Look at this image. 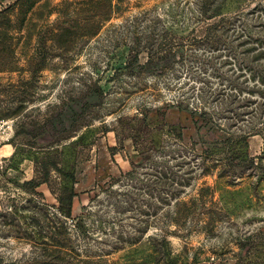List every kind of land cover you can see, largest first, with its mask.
Here are the masks:
<instances>
[{
    "label": "rangeland",
    "instance_id": "374dc122",
    "mask_svg": "<svg viewBox=\"0 0 264 264\" xmlns=\"http://www.w3.org/2000/svg\"><path fill=\"white\" fill-rule=\"evenodd\" d=\"M0 121V264H264V0H0Z\"/></svg>",
    "mask_w": 264,
    "mask_h": 264
},
{
    "label": "built area",
    "instance_id": "2783aa9c",
    "mask_svg": "<svg viewBox=\"0 0 264 264\" xmlns=\"http://www.w3.org/2000/svg\"><path fill=\"white\" fill-rule=\"evenodd\" d=\"M10 124L5 121H0V146L3 142L7 141ZM4 158L0 156V167L3 164Z\"/></svg>",
    "mask_w": 264,
    "mask_h": 264
},
{
    "label": "crops",
    "instance_id": "0c3cea01",
    "mask_svg": "<svg viewBox=\"0 0 264 264\" xmlns=\"http://www.w3.org/2000/svg\"><path fill=\"white\" fill-rule=\"evenodd\" d=\"M6 147V148H5ZM7 147L9 149H7ZM3 149L5 150V154L1 155V151H3ZM10 153H12V148L11 146L7 145V144H4V145H1L0 147V156L3 157V158H6L8 155H10Z\"/></svg>",
    "mask_w": 264,
    "mask_h": 264
},
{
    "label": "trees",
    "instance_id": "16d2710c",
    "mask_svg": "<svg viewBox=\"0 0 264 264\" xmlns=\"http://www.w3.org/2000/svg\"><path fill=\"white\" fill-rule=\"evenodd\" d=\"M196 112V111H195ZM70 200V199H69ZM71 202V201H70Z\"/></svg>",
    "mask_w": 264,
    "mask_h": 264
}]
</instances>
